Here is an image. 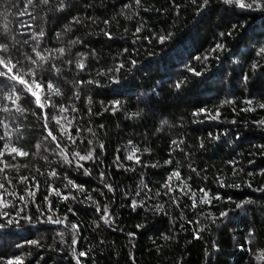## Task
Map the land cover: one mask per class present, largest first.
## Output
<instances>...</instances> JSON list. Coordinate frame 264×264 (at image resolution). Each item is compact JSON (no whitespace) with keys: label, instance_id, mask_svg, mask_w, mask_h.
Masks as SVG:
<instances>
[{"label":"trees","instance_id":"1","mask_svg":"<svg viewBox=\"0 0 264 264\" xmlns=\"http://www.w3.org/2000/svg\"><path fill=\"white\" fill-rule=\"evenodd\" d=\"M243 3L0 0V57L43 105L0 66V264H264V0Z\"/></svg>","mask_w":264,"mask_h":264},{"label":"snow or ice","instance_id":"2","mask_svg":"<svg viewBox=\"0 0 264 264\" xmlns=\"http://www.w3.org/2000/svg\"><path fill=\"white\" fill-rule=\"evenodd\" d=\"M225 2L226 3H228V4H232L233 3V0H225ZM235 2L238 4V6L240 7V8H244V7H252V5L251 4H248V5H245L244 3H243V0H235ZM44 3H47V0H44ZM0 51H7V48L6 47H0ZM61 54H63V52H64V49H59L58 50ZM262 52H264V49H262L261 50ZM39 55V54H38ZM41 60H44L45 59V57H43V56H40L39 57ZM0 66H2L3 68H5L6 70H7V73H11V75L9 76V78L10 79H12V80H14V81H17V82H19L20 84H24L25 86H26V88H27V90L28 91H30L31 92V94L33 95V96H35L36 97V103L38 104V105H40V98H39V96L37 95V93L36 92H34V91H32V89L30 88V87H28L27 86V82L21 77V75L19 74V69H17L16 70V72H13V69H16V64H13V62L11 61V60H8L7 62H5V60H4V58L3 57H0ZM81 68L83 67V64H81V65H79ZM6 72H4V71H0V76H5L6 74H7ZM27 74H29V75H32L31 73H27ZM177 86H179V85H177ZM37 87H39V85L37 84ZM48 87L51 89L52 88V85H48ZM57 94H59V93H57ZM16 99H18V97L16 98ZM16 99H13L12 100V103H16ZM41 107H43V105H40ZM261 107H264V105H261ZM17 110H19V109H17ZM4 111H8V109H4ZM61 111H64V109H61ZM58 123H59V121H57ZM49 135L51 136V133H49ZM52 140L53 141H55L56 140V137L55 136H52ZM102 147V146H101ZM11 151L12 152H17V149L16 148H12L11 149ZM19 155H26V153H24V152H19L18 153ZM77 155H79V154H77ZM134 155H135V152H133V154L132 155H129L128 156V159L129 160H132L133 159V157H134ZM65 160H67V157L65 156V157H63ZM92 157H91V154H89L88 156H79V159L80 160H86V159H91ZM137 162H139V161H137ZM53 175H55V173H53ZM175 175H179L178 173H176ZM71 183V182H70ZM0 187H3V185H0ZM208 194L205 192V196H207ZM65 199H67V197H65ZM216 199H219V197H216ZM104 219L107 221V219H108V217H107V215H105V217H104ZM80 255H84L83 253H80Z\"/></svg>","mask_w":264,"mask_h":264}]
</instances>
